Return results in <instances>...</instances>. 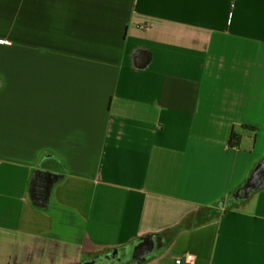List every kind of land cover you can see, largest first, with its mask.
Returning a JSON list of instances; mask_svg holds the SVG:
<instances>
[{
    "label": "crops",
    "instance_id": "obj_1",
    "mask_svg": "<svg viewBox=\"0 0 264 264\" xmlns=\"http://www.w3.org/2000/svg\"><path fill=\"white\" fill-rule=\"evenodd\" d=\"M0 8V264H73L151 233L163 248L137 264H264V184L225 205L264 158V0ZM37 168L57 174L41 204Z\"/></svg>",
    "mask_w": 264,
    "mask_h": 264
},
{
    "label": "water",
    "instance_id": "obj_2",
    "mask_svg": "<svg viewBox=\"0 0 264 264\" xmlns=\"http://www.w3.org/2000/svg\"><path fill=\"white\" fill-rule=\"evenodd\" d=\"M147 50L143 47H137L134 49V52L131 55L132 58V67L135 70H146L148 67V55L146 54ZM53 171L51 169H42V168H37L36 171L33 174L32 181L33 184L31 186V194L32 198L35 199V202L41 204V201H45V196L48 193V190L50 188L51 183L53 182L55 176ZM36 183V184H35ZM264 184V164H262L258 171H257V182L255 183H250L247 186H244L241 188L235 195L234 198L236 200H241L243 198H247L256 188ZM35 186V187H34ZM44 188L42 189V187ZM36 190H35V189ZM35 191H37L35 193ZM149 244H151L149 241H145L139 245H136L134 249V254L135 256H139L149 247ZM158 246V245H156ZM123 252V250L119 247L111 248L108 249L99 255L92 256L89 258H85L82 261L90 264L95 263L98 261L100 258H106L110 256L111 254H118L119 252ZM125 251V250H124ZM122 257L125 259L122 264H133V258L131 257L129 251H125L123 253ZM73 264H78V263H73Z\"/></svg>",
    "mask_w": 264,
    "mask_h": 264
},
{
    "label": "trees",
    "instance_id": "obj_3",
    "mask_svg": "<svg viewBox=\"0 0 264 264\" xmlns=\"http://www.w3.org/2000/svg\"><path fill=\"white\" fill-rule=\"evenodd\" d=\"M239 139H240L239 134L235 130H232L229 142L231 144H237ZM263 163H264V158L257 165H255L253 167V169L251 170L249 175L245 178V180L242 182V184L237 189H235L233 192H231V194L228 196V198L225 202L226 208H229V206H231V204H229V203H235V202L239 201V200H236L234 198V195L241 188L249 185L250 183H253V184L255 183L257 170H258L259 166L262 165ZM145 241H154V242H156V245H158V246H154L152 249L148 248L146 251H144L138 257L135 256L134 249H135L136 245H139ZM119 248H121L122 250H125V251H129L131 257L133 258V264H137V263H139L145 259H148L149 257H151L155 254H158L163 248V238H162V235L159 233H151V234H147V235H143V236L134 237V238L130 239L129 241H127L122 246H120Z\"/></svg>",
    "mask_w": 264,
    "mask_h": 264
},
{
    "label": "flooded vegetation",
    "instance_id": "obj_4",
    "mask_svg": "<svg viewBox=\"0 0 264 264\" xmlns=\"http://www.w3.org/2000/svg\"><path fill=\"white\" fill-rule=\"evenodd\" d=\"M44 188V186L42 187V189ZM35 189V188H34ZM36 190V189H35ZM37 191H35L36 193ZM151 244H149L150 249H152L154 246H156V242L154 241H149ZM147 248V249H148ZM145 249V251L147 250ZM144 252V251H143ZM123 253H125V251L123 250V252H119L118 254H111L110 256L106 257V258H100L98 261H96L93 264H122V262L125 260L122 255ZM100 254V253H99ZM97 254V255H99ZM96 256V255H95ZM78 264H86L85 262H83L82 260H80L79 262H77ZM90 264V263H87Z\"/></svg>",
    "mask_w": 264,
    "mask_h": 264
},
{
    "label": "built area",
    "instance_id": "obj_5",
    "mask_svg": "<svg viewBox=\"0 0 264 264\" xmlns=\"http://www.w3.org/2000/svg\"><path fill=\"white\" fill-rule=\"evenodd\" d=\"M2 39H0L1 41ZM7 41V40H6ZM6 43V42H5ZM177 264H193V256L192 254H186L185 256L178 257L175 259Z\"/></svg>",
    "mask_w": 264,
    "mask_h": 264
},
{
    "label": "rangeland",
    "instance_id": "obj_6",
    "mask_svg": "<svg viewBox=\"0 0 264 264\" xmlns=\"http://www.w3.org/2000/svg\"><path fill=\"white\" fill-rule=\"evenodd\" d=\"M2 2V1H1ZM3 12V10H1V8H0V12ZM8 24V25H7ZM10 28V21H9V23H5V24H3V25H0V32L2 33L4 30H7V28ZM36 184V183H35ZM35 187V186H34Z\"/></svg>",
    "mask_w": 264,
    "mask_h": 264
},
{
    "label": "bare ground",
    "instance_id": "obj_7",
    "mask_svg": "<svg viewBox=\"0 0 264 264\" xmlns=\"http://www.w3.org/2000/svg\"><path fill=\"white\" fill-rule=\"evenodd\" d=\"M0 42H3V43H5V42H6L7 44H10V43H11V42H10V41H8V40L6 41V39H2Z\"/></svg>",
    "mask_w": 264,
    "mask_h": 264
}]
</instances>
